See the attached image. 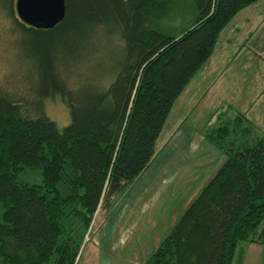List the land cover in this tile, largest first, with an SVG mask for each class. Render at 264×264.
Listing matches in <instances>:
<instances>
[{"label":"trees","instance_id":"obj_1","mask_svg":"<svg viewBox=\"0 0 264 264\" xmlns=\"http://www.w3.org/2000/svg\"><path fill=\"white\" fill-rule=\"evenodd\" d=\"M14 1L6 10L39 59L32 97L0 86V264H76L98 209L147 169L175 99L221 30L257 0H65L52 28L22 22ZM175 14L177 28L158 24ZM106 19L123 40L111 78L69 86L50 43ZM49 96L62 100L67 123L48 115ZM205 137L225 158L143 264H233L242 242H264V134L236 112Z\"/></svg>","mask_w":264,"mask_h":264},{"label":"rangeland","instance_id":"obj_2","mask_svg":"<svg viewBox=\"0 0 264 264\" xmlns=\"http://www.w3.org/2000/svg\"><path fill=\"white\" fill-rule=\"evenodd\" d=\"M9 2L10 0H0V86L15 97L23 95L30 98L33 95L30 87L35 85L38 77L36 61L39 59V53L36 50L39 48L30 35L20 40L21 30L6 10ZM263 6L264 0H257L234 15L220 33V38H223L220 42L227 45L225 50H233L236 47L232 44H235V40L231 35L237 40L240 39L239 32L232 33L230 27L243 16H255L254 12L258 15ZM182 17L180 14L166 16L158 24L165 30H171L181 24ZM122 46L123 40L119 32L109 19H106L95 26L86 22L80 29L67 32L63 38L56 37L50 43L49 50L65 81L69 86L76 87L77 83H107L111 78L109 73L116 68L122 55ZM215 50H218V45ZM219 50H224L222 45ZM190 90L189 84L174 101L156 140L157 146L170 130L175 129L178 114L182 110L185 115H189V121L194 119L192 116H195L196 111L191 112V107L185 109L186 102L193 99L192 93H187ZM45 108L48 115L59 125L68 122V110L58 96L47 97ZM209 115L206 111L202 112L201 118L196 122L204 136L212 126L219 124L218 121L209 125ZM205 141L206 146L202 145L201 149H204L207 158L210 156L211 162L206 161L204 156H198L201 149L196 152L182 151V157H178L180 159H177L175 164H168L164 172L141 191L138 199H133V196L140 184L142 185V173L124 190L113 195L106 205L100 207L95 214L89 235L84 238L76 264L144 262L152 251L150 249L153 238L158 235L162 226L171 221L168 215L180 208L183 200L205 179L208 171H213L212 166L218 162L219 157L216 158V154H224L217 147V151L209 152L207 146L212 143L207 138ZM212 146L214 147L213 144ZM170 170L173 172L172 178H160Z\"/></svg>","mask_w":264,"mask_h":264},{"label":"crops","instance_id":"obj_3","mask_svg":"<svg viewBox=\"0 0 264 264\" xmlns=\"http://www.w3.org/2000/svg\"><path fill=\"white\" fill-rule=\"evenodd\" d=\"M254 14L255 16H252L253 14L243 16L230 27L232 33L239 32L240 34L239 40L231 35L235 40V44H232L236 45L233 50H225L227 45L220 42L223 38H220L221 34H219L213 52L184 87L183 90H186L189 84L191 85V90L187 93H192L193 99L186 102L185 109L191 107V112L196 111L195 116H192L194 119L189 121V115H185L183 110L178 114L175 129L170 130L158 146L156 144V154L147 169L142 172L140 179L142 185L140 184L133 199H138L141 191L155 178H158L168 164L171 162L175 164L176 160L182 157V151L196 152L201 149L202 145L206 146V137L199 131V126L196 124L202 112L210 113L208 118L211 123L209 125H214L218 121L220 123L236 112H243L252 120L255 132L264 134V6L258 15L255 12ZM217 45L218 50H215ZM221 45L224 50H219ZM207 149L209 152L217 151L212 144H209ZM198 156H204L206 161L211 162L210 156L206 157L203 148ZM217 156H219L218 162L213 164V171H208L205 179L192 189L180 208L168 215L171 221L162 226L158 235L153 238L150 250L168 232L190 201L208 181L207 178L213 175L225 158L224 154H216V158ZM172 176L173 172L171 173L170 170L167 175L160 178L166 180ZM241 246V253L236 254L233 264H264L263 241H245L241 243ZM140 264H143V260Z\"/></svg>","mask_w":264,"mask_h":264},{"label":"water","instance_id":"obj_4","mask_svg":"<svg viewBox=\"0 0 264 264\" xmlns=\"http://www.w3.org/2000/svg\"><path fill=\"white\" fill-rule=\"evenodd\" d=\"M65 0H15L14 10L25 24L37 28H52L66 15Z\"/></svg>","mask_w":264,"mask_h":264}]
</instances>
